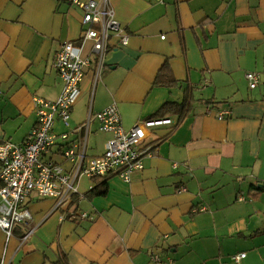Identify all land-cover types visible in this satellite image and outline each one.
I'll return each instance as SVG.
<instances>
[{
    "label": "crops",
    "instance_id": "obj_1",
    "mask_svg": "<svg viewBox=\"0 0 264 264\" xmlns=\"http://www.w3.org/2000/svg\"><path fill=\"white\" fill-rule=\"evenodd\" d=\"M108 3L129 44L110 38L102 65L88 46L80 100L55 133L74 138L115 103L127 130L167 102L187 96L188 108L151 127L144 169L129 182L110 176L106 195L90 196L89 180L74 205L32 193L33 232L17 226L8 240L0 229V264H157L153 255L162 264H235L241 253L240 264H264V0ZM83 17L69 0H0V140L22 143L37 124L34 98L60 96L54 58L79 43ZM251 72L260 77L254 89ZM159 75L176 83L157 84ZM90 128L88 153L100 155L111 136L96 121ZM72 211L89 218L61 219Z\"/></svg>",
    "mask_w": 264,
    "mask_h": 264
},
{
    "label": "built area",
    "instance_id": "obj_2",
    "mask_svg": "<svg viewBox=\"0 0 264 264\" xmlns=\"http://www.w3.org/2000/svg\"><path fill=\"white\" fill-rule=\"evenodd\" d=\"M69 1L83 10L84 28L78 44L67 42L55 55L54 68L64 83L62 92L56 101L34 98L37 124L22 143L0 140V229L6 233L8 240L17 226L30 225L33 217L27 201L32 193L41 198H53L56 208H59L85 198L80 193L84 179L91 182L90 189L95 178L118 175L129 182L130 175L136 170L142 171L144 159L152 155L151 145L141 147L151 137V127L170 122L144 120L127 130L123 127L121 113L115 103L89 115L87 121L76 128L74 138L68 133H55L57 120L69 127L72 110L80 100L86 69L91 65L90 55H84V51L89 46L90 54L93 53L102 65L110 38L117 37L123 46L128 45L130 39L108 0H104L103 4L95 0ZM246 78L251 89L259 85L258 73H248ZM95 121L98 130L111 137L104 143L102 154L91 156L88 153L90 126ZM63 162H67L69 167H64ZM238 201L244 202L246 199L239 196ZM88 218V213L78 211L61 217L62 220L72 221ZM245 256V253L236 255L233 258L235 264H240ZM152 258L157 264L163 263L159 255Z\"/></svg>",
    "mask_w": 264,
    "mask_h": 264
},
{
    "label": "trees",
    "instance_id": "obj_3",
    "mask_svg": "<svg viewBox=\"0 0 264 264\" xmlns=\"http://www.w3.org/2000/svg\"><path fill=\"white\" fill-rule=\"evenodd\" d=\"M170 76V75H168ZM168 76L165 75V78L167 81L164 80V77L162 75H159L157 78V84H161V85H173L175 84V80H168ZM188 98L187 96H185V100L182 103H174V102H167L166 104H164L159 111L153 115L149 120H155V119H161L166 117L165 115H167L168 113H173L174 108H180V109H184V108H188ZM187 111V110H186ZM180 122H181V118H180ZM108 180L109 177L106 178H95L94 182L97 183L96 185H94V187L89 191L90 196H98V195H106L108 193Z\"/></svg>",
    "mask_w": 264,
    "mask_h": 264
},
{
    "label": "rangeland",
    "instance_id": "obj_4",
    "mask_svg": "<svg viewBox=\"0 0 264 264\" xmlns=\"http://www.w3.org/2000/svg\"><path fill=\"white\" fill-rule=\"evenodd\" d=\"M85 182H89L87 179H84L83 180V182H82V185H83V183H85ZM89 184H90V182H89ZM85 185V184H84ZM0 203H1V197H0ZM21 227L22 228H26V230L28 231V233H30L31 231L30 230H33L31 227H30V225H28V226H23V225H21ZM17 229V228H16ZM15 229V230H16ZM32 233V232H31ZM26 236V235H25ZM25 236L23 237V238H25Z\"/></svg>",
    "mask_w": 264,
    "mask_h": 264
},
{
    "label": "water",
    "instance_id": "obj_5",
    "mask_svg": "<svg viewBox=\"0 0 264 264\" xmlns=\"http://www.w3.org/2000/svg\"><path fill=\"white\" fill-rule=\"evenodd\" d=\"M94 181V180H93ZM94 187V186H93ZM78 201V200H77ZM76 203V202H75ZM74 205V204H73Z\"/></svg>",
    "mask_w": 264,
    "mask_h": 264
}]
</instances>
